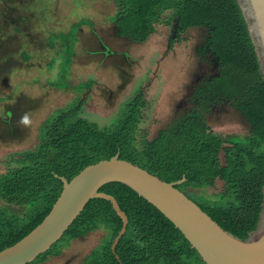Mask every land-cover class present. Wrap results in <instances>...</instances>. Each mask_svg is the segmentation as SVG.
Listing matches in <instances>:
<instances>
[{
	"label": "trees",
	"instance_id": "1",
	"mask_svg": "<svg viewBox=\"0 0 264 264\" xmlns=\"http://www.w3.org/2000/svg\"><path fill=\"white\" fill-rule=\"evenodd\" d=\"M112 1L116 11L111 21L120 36L133 42H145L162 24H175L177 35L203 28L200 52L214 55L218 71L196 86L192 106L151 139L139 138L142 94L128 99L105 126L81 116V104L53 114L42 126L38 145L20 153L18 165L0 173V199L5 202L0 207V251L43 221L63 190L62 177L71 180L87 166L115 155L168 182L185 178L177 185L182 191L222 180L221 193L196 202L237 237L245 239L257 227L264 198V75L238 0ZM83 23L51 36L52 45L56 39L64 43L60 70L65 75ZM54 85L64 88L69 82L62 77ZM222 103L242 112L249 134L225 136L211 128L208 116ZM100 190L113 195L128 216L116 248L123 220L110 200L93 198L64 236L28 264L60 255L73 240L101 227L107 235L84 264H206L175 224L132 187L115 181Z\"/></svg>",
	"mask_w": 264,
	"mask_h": 264
},
{
	"label": "rangeland",
	"instance_id": "2",
	"mask_svg": "<svg viewBox=\"0 0 264 264\" xmlns=\"http://www.w3.org/2000/svg\"><path fill=\"white\" fill-rule=\"evenodd\" d=\"M115 11L112 0H0V173L38 145L42 126L53 114L75 104H81V116L105 126L128 99L142 94L139 138L151 139L192 106L196 86L218 71L214 55L200 52L203 28L177 35L175 24H162L145 42H133L119 35L111 21ZM81 21L65 75L60 70L64 43L56 39L52 45L51 36L70 32ZM62 77L69 85H54ZM25 116L28 123L22 122ZM208 121L225 136L250 132L242 112L227 103L219 104ZM224 188L219 179L214 186L184 191L200 201ZM106 235L101 227L40 264H84Z\"/></svg>",
	"mask_w": 264,
	"mask_h": 264
},
{
	"label": "water",
	"instance_id": "3",
	"mask_svg": "<svg viewBox=\"0 0 264 264\" xmlns=\"http://www.w3.org/2000/svg\"><path fill=\"white\" fill-rule=\"evenodd\" d=\"M264 75V0H238ZM63 190L48 215L18 242L0 251V264H28L59 241L93 198L110 200L123 220L113 248L126 232L128 216L117 199L100 189L122 182L154 204L189 240L206 264H264V198L257 227L245 239L220 226L200 205L177 187L185 178L168 182L115 155L84 168ZM264 193V187H263ZM119 257V256H117Z\"/></svg>",
	"mask_w": 264,
	"mask_h": 264
},
{
	"label": "clouds",
	"instance_id": "4",
	"mask_svg": "<svg viewBox=\"0 0 264 264\" xmlns=\"http://www.w3.org/2000/svg\"><path fill=\"white\" fill-rule=\"evenodd\" d=\"M22 122H23V123H28V118H27V116L23 117Z\"/></svg>",
	"mask_w": 264,
	"mask_h": 264
}]
</instances>
